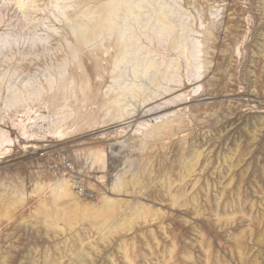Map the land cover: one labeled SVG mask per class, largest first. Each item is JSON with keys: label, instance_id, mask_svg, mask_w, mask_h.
<instances>
[{"label": "rangeland", "instance_id": "374dc122", "mask_svg": "<svg viewBox=\"0 0 264 264\" xmlns=\"http://www.w3.org/2000/svg\"><path fill=\"white\" fill-rule=\"evenodd\" d=\"M117 1L0 0V264H264V0Z\"/></svg>", "mask_w": 264, "mask_h": 264}, {"label": "bare ground", "instance_id": "6f19581e", "mask_svg": "<svg viewBox=\"0 0 264 264\" xmlns=\"http://www.w3.org/2000/svg\"><path fill=\"white\" fill-rule=\"evenodd\" d=\"M125 2H128L129 0H124ZM113 5V4H112ZM120 5V0L117 1L115 8L110 7L112 9H109L108 12L106 11L105 15L99 22H96L95 24H92L89 26L87 30L84 32L80 31V35L83 34L86 38H96L100 36L102 33H106L108 31L111 32H116L118 33L117 35H120L119 37L122 39L120 42L123 47H129L130 42L133 41V38L136 37L135 31L132 30L131 27H127L124 29H121L120 26H117L116 24H113V21L116 16H119L118 14H115L114 9H116V6L118 7ZM110 6V5H109ZM130 7V6H129ZM109 8V7H108ZM131 8V7H130ZM104 10V9H103ZM160 12V11H159ZM117 13V11H116ZM79 15V14H78ZM158 16V15H157ZM159 19V18H158ZM163 21V20H162ZM161 22V21H160ZM81 27V26H80ZM167 28V23L164 21L161 22V29H166ZM81 30V28H80ZM79 31V30H78ZM75 32V31H74ZM160 31H156L158 34ZM146 35V34H144ZM117 37V36H116ZM152 39V38H150ZM7 43V42H6ZM178 46L176 43L174 44V47ZM123 49V48H122ZM126 59V52L124 50H121L119 53V56L117 58V63L116 65H119L120 63H124ZM149 66L151 65V62H149ZM148 66V68H149ZM119 67V66H118ZM151 67V66H150ZM181 85V84H180ZM169 90H166L168 92ZM122 117V116H121ZM7 142V143H6ZM6 143L9 146H14V143L11 141H6V140H0V148L3 146V144ZM232 156V155H231ZM200 164V163H199ZM185 185V184H184ZM57 190L60 192V194L68 193L70 190H68V183L66 181L60 182L58 186L56 187ZM55 190V189H54ZM183 190V189H182ZM55 193V192H53ZM57 195V194H56ZM59 196V195H58ZM67 196V195H65ZM176 196V195H175ZM57 198V197H56ZM204 199V198H203ZM205 200V199H204ZM199 205V204H198ZM50 208V207H49ZM63 208V207H62ZM41 211V210H40ZM231 250V249H229ZM238 250V249H237ZM242 250V249H241ZM240 256V255H239ZM242 260V259H241Z\"/></svg>", "mask_w": 264, "mask_h": 264}]
</instances>
